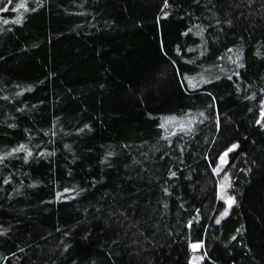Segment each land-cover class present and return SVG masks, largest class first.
Listing matches in <instances>:
<instances>
[{
	"label": "trees",
	"instance_id": "obj_1",
	"mask_svg": "<svg viewBox=\"0 0 264 264\" xmlns=\"http://www.w3.org/2000/svg\"><path fill=\"white\" fill-rule=\"evenodd\" d=\"M168 2L0 0V156L33 153L0 164V264H191L205 249L200 264H264V0ZM237 141L217 176L208 159ZM66 187L86 191L57 200Z\"/></svg>",
	"mask_w": 264,
	"mask_h": 264
},
{
	"label": "snow or ice",
	"instance_id": "obj_2",
	"mask_svg": "<svg viewBox=\"0 0 264 264\" xmlns=\"http://www.w3.org/2000/svg\"><path fill=\"white\" fill-rule=\"evenodd\" d=\"M195 2L196 3H199L200 0H195ZM209 2H211V0H209ZM254 2H255V0H249V4L254 3ZM8 3H12V0H8ZM169 6L170 5H169L168 0H164V7L167 8ZM17 7L18 8H27L28 6L26 4H19ZM262 7H264V4H262ZM7 10L8 9L6 7L5 8H0V11H7ZM32 10H34V9H32ZM164 15L167 16L168 13L165 12ZM227 16L230 17L231 14L228 13ZM7 22H8L7 20H4V23H7ZM15 22L17 24H20V23H22V19L18 17ZM221 24H226L229 27H231L233 25V21H232L231 18L224 19L223 21H221L220 19H216V25H221ZM197 27H199V26H197ZM219 30L221 32H223V28L222 27ZM191 31H192L191 28L187 29L183 33V35L187 36L188 33L191 32ZM196 35L203 37V31L197 32ZM213 39H217V37H213ZM192 50L193 49H191V48L188 49V51H192ZM176 51L178 53L180 52L179 46H177ZM232 51H233L232 48H229L228 49V52H232ZM256 55L260 56L262 54L259 51H257ZM220 58L223 59V57H220ZM242 61H243V51L241 50L238 53L236 60L233 61V63H236L238 65V68H244L245 65H244V63ZM190 62L193 63V64L195 63V61H190ZM173 64H176V61H173ZM176 71H177V73H179V71H180L178 65L176 66ZM234 75L240 76V72L239 71H235L234 72ZM215 78L216 79H220L219 76H217ZM228 79L231 80L232 79V76H228ZM211 82H212L211 79H206V78H204L203 75H201V79H200L199 82H194V78L191 77V76H187V75H185V79L181 80V84L187 83L188 87L192 88L193 90H195L198 87H200L201 84H207V83H211ZM29 87H31V86H29ZM237 88L239 89V85H237ZM185 91H187V88L185 89ZM205 91L207 92V94L209 96L212 97L213 100L216 99L215 95L212 92L207 91L206 89H205ZM260 91L262 93H264V88H261ZM251 98L252 99H256V94L253 93V95H252ZM5 99H7V97H5ZM258 103L260 105V107H259V118L256 120V123L259 124V125H261L262 127H264V98H261L258 101ZM208 107L211 108V107H213V105L212 104H209ZM200 116L201 117H205V119L208 118V117L205 116V113L204 112H201L200 113ZM185 118L186 119H189V120L191 119L190 117H187V116ZM169 119H178V118L177 117H169ZM212 119H213V121H214L217 129H219L220 128V113H219V109L218 108L216 109L215 115L212 117ZM199 122L200 123H204V120H200ZM10 126L11 127H15L16 125L13 124V125H10ZM90 127L91 126L90 125H87V124L84 126V128H89V129H90ZM160 127L163 128L164 125L161 124ZM179 127L181 129H183L184 131H186V132H192L194 130V128H195V125L194 124H191V123H180L179 124ZM84 128L79 129V131H84ZM53 135H55V133H53ZM65 147H69V145H65ZM125 147H127V145H125ZM239 147H240L239 141L233 142L230 145H228L225 149H223L221 152L217 153V157H216V161L215 162L212 159L209 158L208 159V164H209V166H211L212 172L215 173L217 176H219L221 174V172H222V166H225V165H227L229 163V153H232L234 150L238 149ZM21 151H24V152L27 153V155L23 157L24 160H27L28 157H31L32 154H33L31 148L27 147V145H25L23 143H20L17 147H15V148H13L11 150V153L6 154L5 156H0V164H3L5 162V160H6L7 157L13 156L14 154H17V153H19ZM184 151H185V148L183 146H180V152L183 153ZM49 154H51V153H49ZM40 155H44V153L42 152V153H40ZM115 155H116V153H114L112 151H109L107 153V155L105 156L104 163H106L109 166H111L110 161H109V157H112V156H115ZM177 160H178V163L179 164H181V165L184 164V161H183L182 158L177 157ZM178 175H179V171L178 170L169 169V171H168V176L169 177H178ZM226 179H229L230 180V178H227V177H226ZM7 182L8 181L5 180V183H7ZM219 188L221 190H223L225 188V184L224 183L219 184ZM84 191H86V189H84V188H79L77 190V189H74V188L66 187V188L63 189L62 192H57L56 198H57V200H59L61 198V196H63L64 193L75 192L76 195H79L81 192H84ZM162 191L167 196H171L172 195V191L167 186H164L162 188ZM64 198L65 199H69L71 197H66L65 196ZM226 202H227L228 206L231 207L232 204H234L236 202L235 201V197L228 196ZM164 207H165V209L168 208V204L166 202L164 203ZM181 207H183V205H181ZM196 211H197V215H199V209H197ZM223 214L224 215H227V210H225V212ZM124 215L126 216L127 214L124 213ZM217 223H219V220H217ZM188 227L189 228L192 227V221L191 220L188 222ZM8 231H9V229L0 228V235H7V232ZM70 234H71L70 232H65L64 233L65 236H68ZM232 239H236V237L234 236V237H232ZM113 243H116V241H113ZM202 244H203V241H200L198 243H192L191 244V247L194 250H196V249L201 248L202 247ZM68 247H69V245H66L65 246V251H67V248ZM206 254H207V250L205 249L203 255H200L199 257H193L192 258L191 264H200V262L204 260ZM74 264H75V262H74ZM93 264H94V262H93Z\"/></svg>",
	"mask_w": 264,
	"mask_h": 264
},
{
	"label": "rangeland",
	"instance_id": "obj_3",
	"mask_svg": "<svg viewBox=\"0 0 264 264\" xmlns=\"http://www.w3.org/2000/svg\"><path fill=\"white\" fill-rule=\"evenodd\" d=\"M228 186H229V183L227 182V183H225V188L223 189V190H221L220 189V192H219V199L221 200V201H224V202H226L227 201V197H228V194H227V191H228ZM223 197V198H222ZM198 249H196V250H194V251H197ZM193 257H199V255H193L192 256V258Z\"/></svg>",
	"mask_w": 264,
	"mask_h": 264
}]
</instances>
